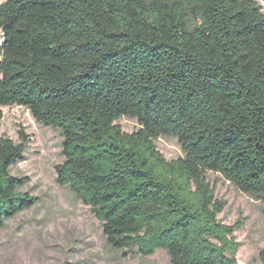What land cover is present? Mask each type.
I'll return each mask as SVG.
<instances>
[{"label":"trees","instance_id":"obj_1","mask_svg":"<svg viewBox=\"0 0 264 264\" xmlns=\"http://www.w3.org/2000/svg\"><path fill=\"white\" fill-rule=\"evenodd\" d=\"M0 32V230L38 203L11 174L28 135L1 134V108L19 106L61 132L56 181L112 250L237 264L242 220L219 218L207 175L264 203V0H3Z\"/></svg>","mask_w":264,"mask_h":264},{"label":"rangeland","instance_id":"obj_2","mask_svg":"<svg viewBox=\"0 0 264 264\" xmlns=\"http://www.w3.org/2000/svg\"><path fill=\"white\" fill-rule=\"evenodd\" d=\"M1 110L2 135L16 143L20 130L29 137L25 157L12 167L11 174L27 179L20 191L37 198L38 203L0 230V264H171L162 250L150 257H124L122 252L112 250L90 208L56 181V166L65 160L61 132L37 123L24 107ZM116 124L126 133L141 129L137 120L127 117ZM155 144L167 160L184 157L177 138L161 137ZM207 177L217 197L227 203L219 218L227 225L242 220V228L236 232L241 244L238 260L264 264V203L240 192L220 174L209 172Z\"/></svg>","mask_w":264,"mask_h":264},{"label":"built area","instance_id":"obj_3","mask_svg":"<svg viewBox=\"0 0 264 264\" xmlns=\"http://www.w3.org/2000/svg\"><path fill=\"white\" fill-rule=\"evenodd\" d=\"M237 264H243V262H241V261L238 260Z\"/></svg>","mask_w":264,"mask_h":264}]
</instances>
